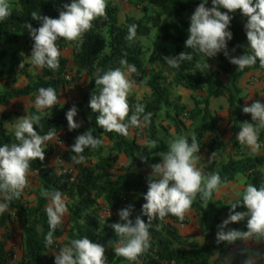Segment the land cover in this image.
Returning a JSON list of instances; mask_svg holds the SVG:
<instances>
[{"label":"trees","instance_id":"trees-1","mask_svg":"<svg viewBox=\"0 0 264 264\" xmlns=\"http://www.w3.org/2000/svg\"><path fill=\"white\" fill-rule=\"evenodd\" d=\"M15 6H10L11 15L0 21V80L4 77L12 76L15 71L20 70L25 75L28 83L22 87H0V107H6L12 100L22 97H33L38 94L41 87H53L58 98L68 84L66 76L72 71L69 59L61 53L69 45L75 42H68L64 39L57 40L60 50L59 68L49 69L47 66L41 72L32 76L28 68L30 63L25 61L22 54L17 51L9 53L8 46L19 43L23 36L29 33L26 24L31 23L34 28L40 26V21L33 20L31 13L40 12L51 18H58L59 12L63 10V5L71 3V0H16ZM137 4L147 2L155 7L156 15L147 19H137L128 17L126 22L119 23V7L108 2L106 18H97L93 21L90 31L86 32L80 44L73 51V63L76 68L73 80L79 83L84 76L88 77L86 87L81 88L80 100L77 104L78 116L84 123L76 130L69 131L66 119V112L72 107L71 104L58 103L52 108H45L37 111L36 107L30 108V116L41 117L40 124L34 126L40 135L47 134L54 130L56 135L65 132L64 142L68 148L63 154L66 164L73 166V169L58 167L49 163L53 154V149L45 147L44 161H31L29 172L37 174L39 187L32 190L34 203L25 199L23 192L20 197L12 201H5L3 194H0V203H9V210L0 214V264H11L8 256L7 245L11 238L9 230L10 223L17 221L22 227V256L20 264H55V256L49 255L51 252L58 253L64 246H69L72 239L83 237L90 238L93 242L99 243L106 248L105 255L108 264H223L228 257L227 246H235L230 264H243L247 256H254L264 260V242L251 250L246 247L244 241H236L233 244L221 242L217 244H201L197 241H186L180 233L178 225L185 223V219L179 220L169 214L163 220L156 219L152 222L150 232V247L136 261H128L116 255L114 248L118 246L119 237L116 236L111 224L121 222L118 211L129 205L133 206L130 219L135 220L137 215H141L143 194L147 191V178L151 174V165L160 162V154L168 151V143L159 131V114L165 111L167 118L171 119L178 131L185 126L182 117L189 115V118L196 120L197 115L188 114L185 104L174 101L172 91L167 85L160 81L164 78L161 72L155 73L145 81V85L152 90L150 99L146 102L136 103L134 98H129L132 111L136 105H143L145 113H151V122L146 127H142L145 141L139 142L136 138L119 135L115 132H106L96 124V116L89 107V100L92 94H98L99 87L95 86L97 69L100 74L116 68H121V59H126L129 64L135 65L139 72L145 68L144 49L138 42V38L148 35L151 28H160L161 36L165 41H171L175 46L174 56L181 52L192 54L191 61H183L180 67L173 68V82L176 86L185 88L190 92L206 90L204 116L205 120L211 119L209 126L200 125L197 128V141L201 147L204 146V138L210 133L211 139L205 145L208 151L222 154L224 150L223 135L226 131L217 125L216 119L210 111V99L225 97L228 102V124L230 130L235 131L240 126L241 107L239 105L236 91H239L238 82L251 71L264 72L259 61L251 67H246L242 71L237 70V66L229 62L223 52L219 53L212 61L219 64V68L229 74L234 71L233 85L236 91L230 87L217 84L211 68L201 71L196 64L202 63L205 56L193 49L185 48V40L188 36L190 17L202 0H136ZM211 0H208L206 7H211ZM221 11H226L221 9ZM233 17L229 30L233 34L232 40L228 41V51L230 56H240L246 53L251 54V49L242 51L243 44L247 41L245 23L246 18L239 11L229 13ZM167 21L162 24V18ZM137 25L136 36L129 41L128 28L130 25ZM248 42V41H247ZM235 49V51H233ZM9 57L10 69L6 70V59ZM22 64V67L20 65ZM126 68L122 69L123 71ZM264 103V101H261ZM10 109H4L0 113V146L4 144L18 143L14 132L8 130L6 122L11 115ZM131 115V113H130ZM255 124V122H254ZM134 127L129 128V134ZM99 138L106 136L112 143L107 151L106 145L102 143L97 149L85 148L82 155L85 162L77 164L72 160L76 155L71 147L75 138L87 131ZM216 132V135L214 133ZM191 143V136H187ZM155 141V146L150 144ZM48 142V141H47ZM264 153V129L259 133V140ZM124 155L127 165H119V158ZM140 157H147V162H142ZM221 177V185L234 181L239 175L246 179V187L252 184L257 188L264 186V155L253 154L251 149L234 143V147L228 153V161L217 172ZM59 190L63 197L68 199L66 206L69 212L68 223H61L53 232V244L45 245V237L50 231L45 208L50 200L41 195V190ZM217 192V191H216ZM213 193V195L216 194ZM101 201L113 212L101 223ZM240 201L242 195L223 207L222 212L229 214L230 205ZM210 202V201H209ZM238 211H245L239 207ZM199 217L200 225L210 234L207 240L216 235V227L210 221V212L200 199L199 194L191 206ZM147 222V217L142 216ZM219 215L215 216V220ZM228 229L246 231V221L229 224ZM65 237L64 241L61 238ZM112 243L109 244L108 242ZM219 250L215 257V250Z\"/></svg>","mask_w":264,"mask_h":264},{"label":"clouds","instance_id":"clouds-1","mask_svg":"<svg viewBox=\"0 0 264 264\" xmlns=\"http://www.w3.org/2000/svg\"><path fill=\"white\" fill-rule=\"evenodd\" d=\"M207 3L208 0H202L190 17L185 48L196 50L206 58H215L223 52L239 71L254 66L257 60L260 67L264 68V0H211V7H206ZM107 4L108 0H71V3L63 5L58 18L33 11L31 18L40 21V26L34 28L31 23L26 24L34 42L30 56L32 64L39 68L47 66L57 70L61 55L57 40L62 38L68 42L80 41L83 35L91 30L94 20L106 18ZM237 11L246 18L244 27L251 54L230 56L228 41L232 40L233 34L229 27L233 17L229 13ZM10 15L9 0H0V21ZM137 27L135 24L129 26L126 37L129 41L135 38ZM192 59V54L186 51L177 56L164 57L170 68H178L181 62ZM120 64L121 68L110 69L102 75L100 69H97L95 86L99 87V92L91 95L89 107L93 113H98L96 124L99 127L106 132L128 136L130 127L148 126L151 113L144 114V106L139 104L136 105L135 111H132L128 96L134 87V81L129 79V76L139 73L135 65L129 64L126 59H121ZM196 67L203 71L205 68L209 69L210 65L206 60L203 64L198 62ZM124 68L127 69V74L122 70ZM59 102L60 98L53 87L38 89L35 99L37 111L52 108ZM242 111L244 114H251L255 124L242 122L236 139L240 144L248 146L253 154H257L261 148L258 143L259 133L264 129V103L257 100L250 106H244ZM77 113L75 105L66 112L70 132L82 126L75 119ZM40 119L38 115L17 119L14 135L18 143L0 146V194H3L5 201L19 198L28 187L31 161H44L45 142L52 140L56 135L54 130L40 135L34 127L40 124ZM102 143L103 141L95 137L90 130L78 135L71 147L72 152L76 154L72 156V160L77 164L85 162L86 158L82 155L85 148L97 149ZM155 143L150 142L152 146H155ZM200 147L195 134L191 136V143L186 136L169 141L168 151L160 154V162L151 165L152 171L147 178V191L143 194L145 203L142 205L141 215H137L135 220L130 219L133 206L129 205L118 211L122 223L110 225L120 238L118 246L114 248L116 255L128 261H136L150 247L149 228L152 222L156 219L163 220L169 214L183 220L198 194L207 209L213 193L219 190L222 181L218 173L206 176L197 167L200 159L197 153ZM140 159L146 163L148 158ZM41 195L50 200L45 208L50 227L45 237L47 247L53 244V232L62 223V217L68 212V208L59 190L42 189ZM9 207V203H0V214L8 211ZM239 207L246 210L238 211ZM142 216L147 217V222ZM241 221H246V231H225L229 224ZM236 241L264 242V186L257 188L248 184L242 195V203H232L228 217L218 226L217 244H233ZM105 252V246L93 242L88 237L72 239L69 246H64L55 253V264H108ZM257 261L256 257L248 255L243 264H257Z\"/></svg>","mask_w":264,"mask_h":264},{"label":"rangeland","instance_id":"rangeland-1","mask_svg":"<svg viewBox=\"0 0 264 264\" xmlns=\"http://www.w3.org/2000/svg\"><path fill=\"white\" fill-rule=\"evenodd\" d=\"M16 0H9L10 6H15ZM119 7V23L123 24L126 22L128 17H135L137 19H147L148 17L155 16L156 10L155 7L147 2L137 4L136 0H108ZM196 8H194L195 11ZM167 21V18H162V24ZM138 42L143 46L144 49V62L145 68L142 72H139V75L132 74L129 76V79L134 81V87L130 92L129 98H134L136 103L146 102L150 99L152 95V90L145 85V81L151 78L155 73L161 72L164 75V78L160 81L163 85L170 87L172 91L171 98L174 101L181 102L186 105L188 114L193 113L197 115L196 120L189 118V115H184L182 117L185 122V126L181 128L180 131L176 128L174 122L167 118L165 111H161L159 114V131L165 141L169 144V141L179 137V136H192L196 135L197 128L200 125L209 126L211 124V119L205 120L204 109H205V99L207 98L206 90L190 92L183 87L176 86L173 82L174 73L173 68L167 66L166 61L164 60L165 56H174L175 46L171 41L163 40L161 36L160 28H151L148 35L139 37ZM33 40L30 37V33H27L23 36L22 40L11 46H8L9 53L17 51L22 54L25 58V61L30 63L28 68L29 73L32 76L39 74L42 68L36 67L32 64L31 61V52L33 46ZM80 44V41H76L74 44L69 45L67 48L63 49L61 53L63 56L69 59V65H74L73 63V51ZM248 42L246 41L243 44L242 51H245L247 48ZM207 63L210 65L214 73L215 80L218 85L230 87L233 91H236L233 85V76L234 71L229 74H225L220 68L217 62L211 60V58H204L202 64ZM6 66L5 69H10L9 57L5 60ZM72 71L70 72L68 84L66 88L60 95L61 104L69 103L72 106L77 104L81 96V88L86 87L88 80L87 76H84L82 80L77 83L72 78L75 74L76 68L71 67ZM127 74V69L124 70ZM67 79V78H66ZM28 83L25 75L21 73L20 70L15 71L12 76L4 77L0 80V87L9 86V87H22ZM239 91H236V96L241 107V119L240 126L235 130H230V125L228 124V102L225 97L220 98H211L210 99V111L212 116L216 119L218 126L225 128L226 131L223 135L224 150L222 154H216L207 150L205 145L209 143L211 136L208 133L204 138V146L200 147L199 153L197 155L200 157L197 163V167L200 168L203 173L207 176L211 173H217L219 168H221L228 161V153L234 147V143L237 141L236 135L240 130L241 123L248 121L252 123L251 114H244L242 108L244 106H250L255 101H264V72L261 71H251L247 76H243L238 82ZM38 94H35L33 97H24L19 102L10 103L6 107H0V113L4 109H10L11 115L7 120L6 125L8 130L15 131V124L18 123L19 118L23 116H30V108L35 107V99ZM193 111V112H192ZM76 121L84 123L82 118L78 116L75 117ZM254 123V122H253ZM216 135V132L214 133ZM129 136L131 138H136L139 142H144V134L142 127H134L130 132ZM64 137L65 132L61 138H58L52 143H46L44 146H48L53 149V154L50 158L49 163L56 166H62L66 169H73V166L66 164L63 160V154L66 151L64 148ZM99 138L106 145L107 151L112 145L111 141L104 135H100ZM264 155L262 148H260L259 153ZM119 165H127V159L124 155H121L119 158ZM39 183L37 180V174L35 172H29L28 174V187L23 190V194L26 200L32 201L34 203V195L31 194V191L38 188ZM246 188V179L239 175L234 181L227 183L219 187V190L215 195L212 196L208 204V209L210 212V221L216 227V233L218 231V226L228 217V214L223 213V207L230 204L235 199H238L243 195L244 189ZM65 203L68 199L63 197ZM50 203V202H49ZM101 203V223L105 220L107 216H111V212L103 201ZM111 213V215H110ZM219 215V219L215 220V216ZM69 218V212H67L62 217V222L67 224ZM185 223L178 225L179 230L181 231L184 239L186 241H197L201 244H212L216 241V235L211 239L207 240V236L210 234L209 231L205 230L199 221V217L194 211H189L185 216ZM9 230L11 232V238L8 241L7 251L11 264H20L22 256V227L21 224L17 221L10 223ZM65 237L61 238V241H64ZM246 247L251 250H254L259 243L247 241L243 243ZM228 257L223 264H230L231 258L235 249V246H227ZM56 252H51L49 255L55 256ZM219 250H215V257L218 256ZM258 259V258H257ZM257 264H264V260L258 259Z\"/></svg>","mask_w":264,"mask_h":264},{"label":"crops","instance_id":"crops-1","mask_svg":"<svg viewBox=\"0 0 264 264\" xmlns=\"http://www.w3.org/2000/svg\"><path fill=\"white\" fill-rule=\"evenodd\" d=\"M71 67H74V65H71ZM249 73H247L246 75H244V76H247ZM22 98H24V97H22ZM22 98H17V99H14V100H12V104L13 103H16V102H19ZM4 108H8V107H4ZM63 134H64V131H62V132H60L59 134H57V135H55V137L52 139V140H50V141H48V142H46V143H52V142H54V141H56L58 138H61V136H63ZM44 147H46V146H44ZM64 148L65 149H67L68 148V146H67V144L64 142ZM222 168V167H221ZM221 168H219V170L221 169ZM188 214V213H187ZM186 214V215H187ZM180 233H181V231H180ZM182 234V233H181Z\"/></svg>","mask_w":264,"mask_h":264},{"label":"built area","instance_id":"built-area-1","mask_svg":"<svg viewBox=\"0 0 264 264\" xmlns=\"http://www.w3.org/2000/svg\"><path fill=\"white\" fill-rule=\"evenodd\" d=\"M66 78H67V80H69L70 79L69 75H67Z\"/></svg>","mask_w":264,"mask_h":264}]
</instances>
